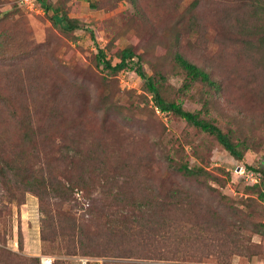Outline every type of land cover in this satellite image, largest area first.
I'll return each instance as SVG.
<instances>
[{
    "label": "rangeland",
    "instance_id": "obj_1",
    "mask_svg": "<svg viewBox=\"0 0 264 264\" xmlns=\"http://www.w3.org/2000/svg\"><path fill=\"white\" fill-rule=\"evenodd\" d=\"M46 1L59 7L60 14L67 18L81 20L82 27L71 33L62 31L53 23V13L45 12L36 0H0V252L18 262L8 254L29 259L31 264H37L36 260L41 264L42 256L64 264H103L111 260L166 264L78 253L58 256L49 243L41 241V230L46 228L48 216L54 214L59 221L67 213L88 220L95 208L100 209L101 218L110 215L118 209L113 199L118 187L137 191L147 177L156 184L169 157L174 167L186 165L208 173L201 185L195 179L184 182L176 175H168L163 183L164 188L180 192L189 222L195 219L198 212L194 206L201 201L221 210L231 205L250 213V225L242 234L251 238L253 254L233 256L230 264H264V234L251 231L254 223L264 224V202L257 200V194L264 192V182L254 187V180L245 175L246 167L264 169V98L257 97L245 109L239 100V86L233 82L237 80L233 66L225 61H213L211 66L209 52L218 46L202 43L187 30L190 17L196 13L191 11L193 0ZM207 39L210 37H204ZM124 50L133 54L131 60L127 59L130 68L113 73L98 62L102 52L113 67ZM175 51L222 81L223 91L212 97L215 92L208 89L206 94L203 84H187L184 72L173 60ZM137 62L147 77L160 82L166 100L180 103L187 111H201L203 119L222 128L238 125L250 134L251 150L242 161L231 157L212 136L171 113L159 112L135 72ZM239 114L245 115L241 123L232 118ZM60 141L79 154L71 162L64 161L66 164L54 162L60 157L54 145H60ZM20 153L26 154L23 162L17 157ZM97 156L99 162L94 161ZM88 158L90 162L85 160ZM13 161V171L3 174L9 170L5 163ZM48 167L53 169L50 174L59 178L66 175L72 183L81 179L86 187L64 197L50 192L43 195L42 202L53 214L44 205V210L40 207V192L18 189L22 175L31 171L34 177L41 176ZM112 172L119 173L115 180ZM147 172L151 174L147 176ZM246 198L253 201L245 205ZM97 236L99 242L93 244V251L104 244L102 233ZM216 263L209 257L197 264Z\"/></svg>",
    "mask_w": 264,
    "mask_h": 264
},
{
    "label": "trees",
    "instance_id": "obj_2",
    "mask_svg": "<svg viewBox=\"0 0 264 264\" xmlns=\"http://www.w3.org/2000/svg\"><path fill=\"white\" fill-rule=\"evenodd\" d=\"M36 1L45 12L53 13L51 19L62 31L71 33L82 27L81 20L69 19L60 14L59 7L51 6L46 0ZM193 10L196 13L190 17L192 21L187 28L189 35L202 40V43L218 46L209 52V58H207L212 62L211 66L213 61H218L221 64L225 61L228 66H233L234 76L237 79L233 82L238 84L241 91L238 93L239 100H241V105L248 109L251 106L250 103L252 104V101H255L257 97L263 96L264 98V0H193L191 11ZM207 36L210 39L204 40V37ZM205 51H208V46ZM99 54L98 62L113 73L130 68L127 59L131 60L133 57L130 50H124L121 53L120 62L112 67L110 62L105 60L103 53L99 52ZM173 60L184 72L187 84L195 82L203 84L207 89L206 94L208 89L215 92L212 97L220 90L223 91L222 81L216 79L208 70L190 63L180 52H174ZM135 72L143 80L145 89L152 96L155 108L159 112L171 113L200 132L212 136L231 157L238 161H242L244 154L251 150V136L250 134L246 135L243 128L238 125L234 129L222 128L212 120L203 119L201 111H187L180 103L166 100L162 96L160 82L153 77H147L139 62L136 63ZM263 102L264 100H261V103ZM206 105L207 102L204 103V106ZM240 114L232 116L239 123L245 118V115ZM252 127L256 126L252 124ZM250 131L252 132V130ZM63 142L60 141L58 146L54 145L59 148L60 157L54 159V162L57 161L58 164H66L64 161L71 162L75 154L79 155L76 152L74 154V149L70 150L71 147H66L67 145ZM73 143L74 141L70 142L71 145ZM20 156L17 157L23 162L26 154L20 153ZM95 158L94 161L99 162V156ZM85 160L91 161L89 158ZM165 160L168 161V164L162 169L164 174H161L156 184L153 178L147 177L146 181L140 182L143 187L137 191L134 189L123 191V187H118L119 190L113 197L118 209L112 211L110 215L107 213L103 215L104 212L101 213L103 215L101 218L98 215L100 209L95 208L91 211L88 220L69 213L63 215L61 221L57 216L54 218L55 214L48 216L47 223L44 225L46 228L41 230V241L49 243L52 252L58 256H70L78 253L105 259L134 258L141 262L157 261L166 264H197L209 257L216 260V264H230L233 256L246 252H250L252 255L253 251H250L251 238H246L242 234L250 225L248 219L250 213L245 214L244 211L231 205L224 207L230 209L221 210L207 202L201 201L196 204L200 201L198 199L194 206L198 213L194 216L195 219L189 222L190 217L185 215L187 212L184 208L186 203L180 200V192L172 187L164 188L163 183L169 179L168 175H176L181 177L184 182L195 179L201 185L203 178L206 179L208 173L201 169H190L186 165L174 167L169 157H166ZM13 165L14 161L6 162L5 166L9 170H4L3 174L12 172ZM50 169L51 167H48L46 171H41L44 174L41 176L37 174L38 176L34 177L31 171L27 175H22L18 189L40 192V207L43 208L44 205L45 210L52 213L42 202L43 195L46 196L50 192L58 197H64L72 195L75 190L84 191L86 187L81 179L72 183V181H67L69 179L66 180V175H64V179L57 177L54 173L50 174ZM246 171H248L247 174L252 172L256 174L257 181L253 184L254 187L260 185V182H264V169L257 171L246 167ZM118 174L117 172L110 173L113 180ZM149 174L151 173L147 172V176ZM124 178L126 179V177ZM124 181L123 183L127 185L128 182ZM126 193H130V195L126 196ZM137 195L143 197L137 198ZM14 196L12 195L11 198H15ZM257 200L264 202V192L257 194ZM243 201L246 205L247 202L253 200L246 198ZM125 206L130 209H125ZM128 211L132 213L127 215ZM101 222H103L102 227ZM89 223L91 226L88 228ZM57 228L60 229L59 233ZM251 231L261 236L264 234V224L262 222L254 223ZM98 232L102 233L104 244L102 243L97 251H93L91 250L93 244L99 242ZM105 232H109L107 237L104 235ZM58 234H61L59 238H57ZM100 248L101 251H99ZM8 255H12L20 261L12 260L0 252V264H31L28 263L29 259L11 253ZM36 262L40 264L39 260ZM64 263L61 260L53 262V264ZM103 264L124 263L111 260Z\"/></svg>",
    "mask_w": 264,
    "mask_h": 264
},
{
    "label": "built area",
    "instance_id": "obj_3",
    "mask_svg": "<svg viewBox=\"0 0 264 264\" xmlns=\"http://www.w3.org/2000/svg\"><path fill=\"white\" fill-rule=\"evenodd\" d=\"M246 177L247 178H251L252 181L255 183L257 181V177H256V174H254L253 172L252 173H249V174H246ZM40 261H41V264H53L54 262V258L50 257V256H42L40 257Z\"/></svg>",
    "mask_w": 264,
    "mask_h": 264
}]
</instances>
